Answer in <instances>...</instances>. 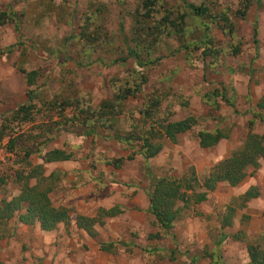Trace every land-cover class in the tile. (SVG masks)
I'll return each mask as SVG.
<instances>
[{
    "label": "rangeland",
    "instance_id": "1",
    "mask_svg": "<svg viewBox=\"0 0 264 264\" xmlns=\"http://www.w3.org/2000/svg\"><path fill=\"white\" fill-rule=\"evenodd\" d=\"M144 1L0 0V12L15 13L12 22L0 24V125L3 117L29 103V90L39 93V107L72 99L74 109L76 102L97 109L118 89L138 81V95L127 99L125 115L113 120L117 130L131 133L149 101L161 103L158 121L149 122L159 131L164 120H197L176 142L157 135L153 143L162 150L149 159L138 154L128 160L132 150L103 127L89 137L82 132L51 133L56 137L47 144L49 150L75 154L68 162L46 166L47 175L58 173L51 200L54 206L70 210L71 223L44 232L39 225L0 221V264H247L248 245H264V156L240 185L223 183L201 204L181 203V214L167 234L148 213L152 180L181 178L193 171L202 182L214 166L242 150L250 134L264 135L260 117L264 111L258 107L264 95V0H158V17L165 14L164 9L177 12L186 3L206 4L214 15L227 12L235 36L225 35L207 19L214 49L224 51L212 55L202 43L204 28L192 18L186 37H164L150 56L154 64L142 68L134 57L120 59L129 57L126 39L135 27L133 14ZM87 12L105 42L90 56L78 40ZM22 69L40 73L36 86H29ZM75 114L73 108L66 112L70 117ZM22 126L21 131L16 128L18 136L31 142L18 140V148H43L41 133L31 125ZM204 133L222 137L215 146L203 148L200 135ZM8 142L6 138L0 144V178L7 179V184L0 183V202L20 192L15 182L20 158L8 152ZM118 159L126 160L121 168L107 164ZM35 162L39 164L40 159ZM251 188L258 196L245 202L243 196ZM116 205L124 213L97 226V236L77 227L78 216L94 217L100 208ZM159 231L161 239L152 240L150 236ZM240 233L244 240L232 237ZM105 243L115 244L112 252L102 250Z\"/></svg>",
    "mask_w": 264,
    "mask_h": 264
},
{
    "label": "trees",
    "instance_id": "2",
    "mask_svg": "<svg viewBox=\"0 0 264 264\" xmlns=\"http://www.w3.org/2000/svg\"><path fill=\"white\" fill-rule=\"evenodd\" d=\"M211 1L218 3L220 0ZM158 3H160L158 0H145L141 9L133 14L136 18L135 27L131 38L126 39L129 44L127 49L129 57L122 58L120 61L125 62L128 58L134 57L139 61V65L142 68L153 65L155 61H151L150 56L155 53L160 41L164 37L172 35L177 36L181 40L184 39L192 28V25L188 24V20L192 22V18L199 20V25L201 24V27L204 28L205 39L202 43L206 46L205 50L212 55L218 56L224 51L214 49L211 27L205 24L207 19L212 20V24L222 30L225 35L229 37L235 36L234 24L231 22L227 12L214 15L211 8L206 4L195 6L186 3L184 8H179L177 12L172 9H164L165 14L158 17L161 14V7L158 6ZM88 12L91 13V10ZM88 12L86 13V19L84 18L78 40L86 46L83 50L86 51L87 56H90L89 54L102 47L105 42L101 41L100 28L92 21L93 17L91 19ZM245 13L246 11L244 10L242 14ZM14 18V12H0L1 25L12 22ZM199 25L196 29L197 32L201 28ZM257 36L258 30L255 29V44H258ZM234 50L236 54L237 49ZM21 71L26 72L24 69ZM25 75L29 86H36L40 73L32 71L26 72ZM141 76V80L146 81L143 77L144 75ZM125 80H128V78ZM139 90V81L133 86H124L118 89L111 100L104 102L97 109H93L91 106L87 108L80 106V102H76L74 109L73 104L75 102L72 99L55 101L49 104L48 107L44 104L39 107L36 103L39 93L35 90H29V103L17 108L9 118L3 117L0 125V144L6 138H9L7 144L8 152L20 158V168L16 170L15 175V182L20 188V192L11 200L4 198L0 202V221L2 224L3 222L14 220L17 225H39L42 231L53 232L59 225H69L71 223L70 210L65 207L54 206L51 200L50 195L53 192L54 182L58 181V173L53 171L50 175H47L46 166L59 162H68L73 159L75 154L72 151L63 149L49 150L47 144L52 143L56 137V135L51 137V133L57 132L59 134L66 131L69 134L76 135V133L82 132L85 137H89L95 134L99 127H103L113 131L112 137L132 150L128 160H133L138 154L144 156L145 159H149L162 150L161 145L153 143L157 135L160 138H168L172 142H176L179 135L188 132L197 124V120L193 117L169 123L164 120L160 123L159 128L161 130L159 131L153 124L150 125L149 122L152 120L158 121L156 118L159 115L158 110L161 103L160 101H149L142 113V118L139 119L140 124H133L131 133H123V131L117 130L113 120L125 115L126 100L138 95ZM258 107L264 111V95ZM69 108H73L76 113L72 117L66 115ZM54 114L57 115L56 120ZM260 117L264 120L262 113H260ZM25 124L31 125L36 133H41V138L43 139L41 146L43 148L38 145L36 147H33L34 145L32 147L27 146L21 150L18 148V140H22L24 143L31 142L28 137L24 140V138L18 136L16 128L19 127V131H21L22 125ZM15 135L17 136L15 137ZM30 137L34 136L30 135ZM221 137L220 133L201 134V146L203 148L213 147L220 141ZM249 138L242 150L235 151L231 157L214 166L202 182L193 171L191 173L187 172L181 178L168 176L152 180L150 177L152 184L148 193V213L154 216L160 231L167 234L174 228L175 222L181 214V203L201 204L207 201L208 194L214 191L218 185L228 183L236 187L247 178L253 168L258 167V162L264 156V135L250 134ZM21 154L24 155L21 157ZM37 157L40 159L39 164L35 162ZM125 161L124 159H118L109 161L107 164L113 165L118 169L121 168ZM0 183L3 185L7 184L6 177H1ZM257 196V190L251 188L243 196V199L248 202ZM122 213L124 211L120 205L108 209L100 208L94 217L78 216L76 225L91 237H95L97 236V226H104L108 221L117 218ZM160 231L155 235H151L150 238L152 240H160L162 237ZM241 235L242 233L231 236L235 240H244ZM114 246V243H105L102 245V250L112 252ZM247 251L249 255L247 264H264V245L250 244L247 247Z\"/></svg>",
    "mask_w": 264,
    "mask_h": 264
},
{
    "label": "crops",
    "instance_id": "3",
    "mask_svg": "<svg viewBox=\"0 0 264 264\" xmlns=\"http://www.w3.org/2000/svg\"><path fill=\"white\" fill-rule=\"evenodd\" d=\"M123 211H125L124 209H123ZM123 214V213H122Z\"/></svg>",
    "mask_w": 264,
    "mask_h": 264
}]
</instances>
